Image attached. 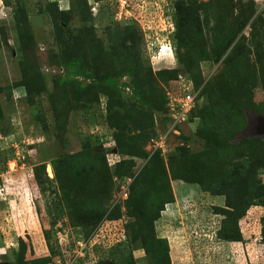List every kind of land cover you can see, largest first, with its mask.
Returning <instances> with one entry per match:
<instances>
[{
  "label": "rangeland",
  "instance_id": "rangeland-1",
  "mask_svg": "<svg viewBox=\"0 0 264 264\" xmlns=\"http://www.w3.org/2000/svg\"><path fill=\"white\" fill-rule=\"evenodd\" d=\"M260 10L254 0H0V262L264 264ZM176 36L173 60L149 54L147 43ZM177 72L198 87L173 123L164 104ZM61 170V189L94 186L90 208L135 233L150 226L157 250L123 246L114 221L78 256L107 222L89 236L67 218L74 200L64 192L62 209L40 191L34 174ZM82 198L86 209L93 199Z\"/></svg>",
  "mask_w": 264,
  "mask_h": 264
},
{
  "label": "trees",
  "instance_id": "trees-1",
  "mask_svg": "<svg viewBox=\"0 0 264 264\" xmlns=\"http://www.w3.org/2000/svg\"><path fill=\"white\" fill-rule=\"evenodd\" d=\"M136 25H137V23H136ZM172 40H173L174 48L177 52V49H178L177 36H176L177 41H175L174 37L172 38ZM174 69H176V68H172V69L169 68V71H172ZM74 73L76 75H79L81 72L76 69L74 71ZM184 75L185 74L183 72H177L174 79L170 83L169 90L167 91V94L165 96L166 98H165V104H164V111L167 114H169V108H168V100L169 99L167 97L168 93H170L171 95H174V96H178V95L182 94L181 87H180V81H181V77H183ZM187 79L190 82H192L193 88H194V90H196L198 86H197V83L195 82V80L190 76H188ZM109 83H110V85H114V81H110ZM123 85H125V84H123ZM126 87H128V85ZM125 89L130 92L129 87L125 88ZM135 95H137V92H135ZM191 111L189 114H191ZM228 145H229V142L225 141L220 145V147L223 148V147L228 146ZM58 160H60V159H58ZM58 160L52 162V168L55 171L57 170V168L59 166ZM64 172L65 171H62V174H59L56 172L55 178L53 179V181H51V180L46 181V182L43 181V179L41 178V176L39 174H37V172L34 174V177L37 180L36 183L39 186L40 191H42V192L50 191V193L54 194L55 198L58 200L57 205L59 206V204H60V207L62 209H63L62 204H61L62 200L60 201V199H62L61 197H62V194L64 192H65L64 196H66V197L69 196L71 200H74V202L72 203L73 206L71 204H69V206H68V202L65 204L66 206L69 207V210L72 209V212H69V214L67 215V218L69 219L70 222L79 223L80 225L83 222H85L84 225H82V227L84 230H86L89 233L88 235L90 236V234L95 230V228H97V225L100 222L106 221L103 219L104 218L103 214L96 212V211H93V209H94L93 207L90 208V206H93L94 204L98 205L101 198L98 194H97V197H96V195H94V198H92L91 191L94 190V186H92V185L90 186L88 183L87 184L86 183H84V184L80 183V184H75V185L68 183L65 186L66 189H61V186L63 184H65ZM73 187L75 189L74 194L71 193V191L73 190ZM66 191H68V192H66ZM82 196H85L86 198L88 197V198L93 199L89 203V205L87 204L89 207L88 208L86 207V209H84L85 206H81V204H84V201H85V200H83ZM118 217H120V215L119 216L112 215L110 219L112 221H120V222L123 221L124 222L122 225V228L124 231L123 233H124L125 239L123 241H125V240L126 241H125V244H122L123 246L128 245V246L133 247V249H137V248L141 247L144 250H146V252H149L150 250H155V249L157 250L156 244H157V241H159V240L156 239V237L154 235V231L152 230V228H150V226L147 227L148 230H146V231H142V232L136 231V233H135V231L132 228L133 226L131 225L130 222H128L127 220H118V219H120ZM84 219H86V221H84ZM51 232H52V234H54L55 230L53 229ZM46 237L48 238V240L51 238L49 231H46ZM138 238L140 241L139 244L136 242L138 240ZM239 241H240V239L238 240V242ZM54 245L57 246V248H56L57 253H59L60 249H62V248L68 250V248H65V247H67L66 245H62V247L61 246L59 247L58 244H56L55 240H54ZM115 247H117V245ZM49 257H51L50 253L48 254L47 258H49ZM63 257H64V260H67V258L70 257L69 252L68 253L63 252ZM102 261L103 260H98L96 264H115L111 261H107V262H105V261L102 262ZM158 264H160V263H158Z\"/></svg>",
  "mask_w": 264,
  "mask_h": 264
},
{
  "label": "built area",
  "instance_id": "built-area-1",
  "mask_svg": "<svg viewBox=\"0 0 264 264\" xmlns=\"http://www.w3.org/2000/svg\"><path fill=\"white\" fill-rule=\"evenodd\" d=\"M254 1L259 5V8L261 9L260 11H264V0H254ZM120 6H122V3ZM170 11H171V14L169 15V17H172L173 16L172 7H170ZM173 32H174V26H169L168 33L172 34ZM146 47L150 51L149 54H152V55H155V54L172 55L175 49L172 38L165 39V42L161 44L160 47L157 49H156V46L154 47L153 44H149V43L146 44ZM180 87L182 91L181 95L174 96L168 93L169 115L173 123L180 122L181 120L186 118L188 114L190 113V111L193 109L194 104H195V97H196L195 90L193 88L192 82H190L187 79V75H184L183 77H181ZM163 143H164V140L162 139L159 142H156L155 145L157 147L162 148L164 145ZM112 157H111V161L113 163H116ZM105 222H103L105 223L104 225L101 224L100 229L98 228L85 244H79L81 248L78 252V256L83 257L84 251L87 248L88 244H90V246H93L96 243V240H99L100 238L105 239L104 234H106L108 231V226H106V224H109L110 222H114V221H105ZM123 232H124L123 229H121L120 234L117 236V239L119 241L125 239Z\"/></svg>",
  "mask_w": 264,
  "mask_h": 264
},
{
  "label": "water",
  "instance_id": "water-1",
  "mask_svg": "<svg viewBox=\"0 0 264 264\" xmlns=\"http://www.w3.org/2000/svg\"><path fill=\"white\" fill-rule=\"evenodd\" d=\"M258 132L260 134H264V117L259 118V124H258ZM49 168H51L50 166H47V173L49 175V177H53V175L50 174ZM0 264H11V263H7V262H0Z\"/></svg>",
  "mask_w": 264,
  "mask_h": 264
},
{
  "label": "crops",
  "instance_id": "crops-1",
  "mask_svg": "<svg viewBox=\"0 0 264 264\" xmlns=\"http://www.w3.org/2000/svg\"><path fill=\"white\" fill-rule=\"evenodd\" d=\"M235 244H237L238 245V247H239V245H241L239 248H243L245 245H247V243H242V242H238V243H235ZM245 248V247H244ZM244 248H243V250H244Z\"/></svg>",
  "mask_w": 264,
  "mask_h": 264
},
{
  "label": "clouds",
  "instance_id": "clouds-1",
  "mask_svg": "<svg viewBox=\"0 0 264 264\" xmlns=\"http://www.w3.org/2000/svg\"><path fill=\"white\" fill-rule=\"evenodd\" d=\"M169 57L171 58V60H173L174 57V53L172 55H169ZM169 64H173V63H169ZM172 69V68H171Z\"/></svg>",
  "mask_w": 264,
  "mask_h": 264
},
{
  "label": "bare ground",
  "instance_id": "bare-ground-1",
  "mask_svg": "<svg viewBox=\"0 0 264 264\" xmlns=\"http://www.w3.org/2000/svg\"><path fill=\"white\" fill-rule=\"evenodd\" d=\"M50 174H51V168H49ZM52 175V174H51Z\"/></svg>",
  "mask_w": 264,
  "mask_h": 264
}]
</instances>
